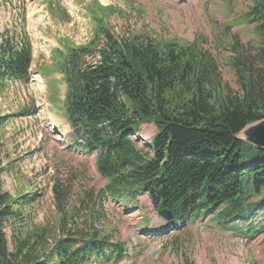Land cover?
Returning a JSON list of instances; mask_svg holds the SVG:
<instances>
[{
	"label": "trees",
	"instance_id": "16d2710c",
	"mask_svg": "<svg viewBox=\"0 0 264 264\" xmlns=\"http://www.w3.org/2000/svg\"><path fill=\"white\" fill-rule=\"evenodd\" d=\"M47 2L56 19V8ZM113 12L95 0V9L86 12L90 41L74 46L63 40L51 65L40 69L46 78L63 77L66 122L82 129L76 139L82 144L74 145L94 154L104 185L83 191L67 209V183L56 179L51 187L56 229H15L24 220L21 209L38 195L4 191L1 174L12 164L3 167L0 159V264L115 263L128 249L99 226L103 205H136L144 194L155 211H169L175 225L206 222L246 238L264 232V148L238 138L264 120V0H255L245 16L260 45L230 44L227 60L236 91L223 83L204 39L177 42L140 32L117 39L105 21ZM31 64L25 29L0 33V97L11 84L29 82ZM48 93L56 97V89ZM33 112L23 109L19 116ZM8 118H0V126ZM143 124L156 128L149 145L136 138ZM183 264L193 263L185 257Z\"/></svg>",
	"mask_w": 264,
	"mask_h": 264
},
{
	"label": "rangeland",
	"instance_id": "374dc122",
	"mask_svg": "<svg viewBox=\"0 0 264 264\" xmlns=\"http://www.w3.org/2000/svg\"><path fill=\"white\" fill-rule=\"evenodd\" d=\"M254 1L98 0L114 11L105 21L117 39L134 32L177 42L204 39L206 47L216 55L223 83L234 91L236 79L227 60L230 44L238 41L243 46L260 45L255 25L245 23ZM50 3L56 8V19L48 11L47 0H0V33L24 28L32 42L35 67L26 85L11 84L0 97V118L9 116L0 126V159L3 167L12 164V169L1 174L2 189L13 197L18 192L38 195L30 206L21 209L24 220L17 222L15 229L44 225L56 229L59 215L51 191L56 179L67 183V209L83 191H98L104 185L95 170L93 155L74 149V138L71 139L73 135L63 113L64 80L36 74L46 67V60L40 55L50 51L49 47L38 50L43 39L53 46L59 39L84 44L90 37L86 12L95 9V0ZM64 12L68 19L63 18ZM49 89H56V97H48ZM23 109H31L33 115L19 116ZM154 133L153 125H145L140 136L149 141ZM137 202L124 208L107 202L103 205L99 226L112 231L114 239L132 250L115 263L96 264H183L185 257L193 264H264V232L246 239L221 232L206 222L176 229L157 215L147 195L138 197ZM153 229L157 231H149ZM12 233L8 224L5 234L10 250Z\"/></svg>",
	"mask_w": 264,
	"mask_h": 264
},
{
	"label": "water",
	"instance_id": "95a60500",
	"mask_svg": "<svg viewBox=\"0 0 264 264\" xmlns=\"http://www.w3.org/2000/svg\"><path fill=\"white\" fill-rule=\"evenodd\" d=\"M73 134L77 137L81 136V128L74 129ZM240 135L245 142L257 148H264V120L247 127ZM158 215L166 220L172 219V215L165 210L159 211Z\"/></svg>",
	"mask_w": 264,
	"mask_h": 264
},
{
	"label": "bare ground",
	"instance_id": "6f19581e",
	"mask_svg": "<svg viewBox=\"0 0 264 264\" xmlns=\"http://www.w3.org/2000/svg\"><path fill=\"white\" fill-rule=\"evenodd\" d=\"M13 161H14V160H13ZM241 181H242V180H241ZM59 182H60V181H59ZM261 186H262V185H261ZM249 196H250V195H249ZM25 205H26V204H25ZM29 206H30V205H29ZM26 207H27V206H26ZM94 209H95V208H94ZM82 217H83V216H82ZM243 220H244V219H243ZM251 220H252V219H251ZM149 231H153V232L155 231V232H156L157 230L153 229V230H149ZM54 238H55V237H54ZM69 248H70V247H69ZM94 259H95V258H94ZM88 261H89V260H88ZM91 264H92V263H91Z\"/></svg>",
	"mask_w": 264,
	"mask_h": 264
}]
</instances>
